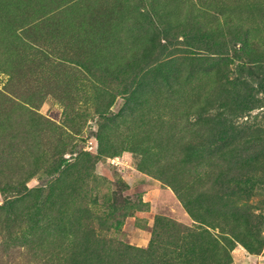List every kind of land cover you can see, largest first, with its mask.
I'll use <instances>...</instances> for the list:
<instances>
[{"label":"rangeland","instance_id":"1","mask_svg":"<svg viewBox=\"0 0 264 264\" xmlns=\"http://www.w3.org/2000/svg\"><path fill=\"white\" fill-rule=\"evenodd\" d=\"M58 2L0 0L9 242L66 246L59 264H264V0L235 4L240 27H160L181 60L118 79L18 53L19 28Z\"/></svg>","mask_w":264,"mask_h":264},{"label":"trees","instance_id":"2","mask_svg":"<svg viewBox=\"0 0 264 264\" xmlns=\"http://www.w3.org/2000/svg\"><path fill=\"white\" fill-rule=\"evenodd\" d=\"M87 1L90 0L58 2L52 5V9L19 28L15 36L19 43L18 53L27 54L29 51L28 56L35 54L37 60L30 59V62L39 64L38 70L41 68L43 73L54 59H60L56 63L59 66L84 68L102 78L118 79L124 72L141 68L143 78L149 72L148 68L144 70L151 64L153 55H157L155 61L161 67H170L171 62L176 60L175 53L170 52L173 50L170 48L174 47L172 44L167 46L170 42L167 35L159 39L156 34L160 27L182 22L188 31L205 33H211L221 24L240 27L236 22L240 16L234 17L232 13L236 11L235 4L242 6L254 0H91L94 2L91 12L79 14L75 11L78 5ZM140 2L143 6H139ZM84 14L86 16L82 20ZM91 49H96L100 72L91 71L95 61L90 52H86ZM161 53H166L165 58L170 60L161 61ZM16 77L14 74L9 83L12 86L10 91L14 93L18 90L13 83ZM26 93L29 94L28 91ZM61 153L57 151L50 155ZM5 216L0 207V231H4L0 241V264L61 262L60 251L66 246L32 241L29 247L26 244L20 246L15 240L9 242L15 225L8 227ZM34 247L36 250L32 253Z\"/></svg>","mask_w":264,"mask_h":264}]
</instances>
